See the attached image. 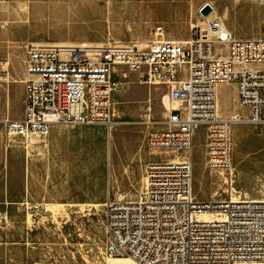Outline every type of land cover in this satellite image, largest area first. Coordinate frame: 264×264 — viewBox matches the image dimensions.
<instances>
[{"label": "built area", "instance_id": "1", "mask_svg": "<svg viewBox=\"0 0 264 264\" xmlns=\"http://www.w3.org/2000/svg\"><path fill=\"white\" fill-rule=\"evenodd\" d=\"M203 28L192 27L187 39L177 40L165 38L157 24L146 45H24L22 114L1 120L9 137H44L54 123L109 130L117 66L137 72L148 85L167 87L176 102L162 121H153L150 104L144 106L145 122L158 125L147 132L145 146L184 156L147 162L136 198L107 197L99 205L107 257L137 264L264 262V198L194 199L190 155L194 128L202 125L205 166L230 171L232 125L243 118L240 111L248 123L264 126V36L236 37L218 18L207 19ZM6 67L0 61V73ZM221 83L235 86L237 110L228 117L217 111ZM26 206L35 211L40 205ZM204 212L217 217L205 220ZM6 218L0 212V220Z\"/></svg>", "mask_w": 264, "mask_h": 264}, {"label": "rangeland", "instance_id": "2", "mask_svg": "<svg viewBox=\"0 0 264 264\" xmlns=\"http://www.w3.org/2000/svg\"><path fill=\"white\" fill-rule=\"evenodd\" d=\"M20 2L27 7L20 8ZM205 3L214 5L216 15L211 18L222 19L234 36H264V0H98V6L105 8L101 17L91 18V12L79 8V16L63 20L58 17L59 20L51 24L47 22L59 9L56 0H0V61L7 62L6 70L0 73V114L10 117L21 110L22 66L27 42L146 45L157 24L163 25L165 38L184 40L191 34L192 27L199 28L198 21L207 20L199 12ZM17 8V12L13 11ZM114 77L121 85L113 94L111 129L108 132L105 127H89L84 131L90 138L104 140L103 157L97 170L88 177L70 179L66 191L58 193L60 201L42 200L63 203L64 210L59 208L52 212L42 201L30 197L20 203H9L6 220H0V264H106L107 260L118 258L104 253L101 207L86 204L88 201L101 204L106 200L101 198L108 191L110 197L122 195L123 198L125 194L124 198L134 199L141 190L147 162H165L184 156L171 151H148L145 146V136L152 126L145 122L144 106L150 104L153 121H162L165 109L161 96L164 93L159 101L158 97L154 101L153 96L149 100L147 94L154 95L158 88L139 84L138 73L121 66L116 67ZM218 97L220 115L237 110L232 83L219 86ZM244 111L239 112L242 117H246ZM3 119L0 117L2 129ZM157 126H153L154 129ZM243 135H247V140L241 146L234 138ZM20 138L9 141V153L17 161H22ZM204 143V128L197 125L191 149L194 199L220 201L238 195L264 198V126L247 121L233 123L230 171H213L205 166ZM33 160L30 157V165ZM30 204L40 206L30 211L26 208ZM5 207L0 204V212H4L1 209Z\"/></svg>", "mask_w": 264, "mask_h": 264}, {"label": "crops", "instance_id": "3", "mask_svg": "<svg viewBox=\"0 0 264 264\" xmlns=\"http://www.w3.org/2000/svg\"><path fill=\"white\" fill-rule=\"evenodd\" d=\"M18 10L19 8L13 11L17 12ZM23 77L24 68L22 66V79ZM22 79L21 97L23 94ZM13 81L16 80L13 79ZM139 84L145 85L147 88L151 87V89L158 88V91L154 95H149L150 92L147 94L146 98L149 100L153 96L154 101L157 97L159 101L160 95L162 93L167 94L168 92V88L164 86ZM223 84H219L218 87ZM233 91L235 93L236 103L234 84ZM22 109L23 102L20 112L12 114L10 117L9 114H5V116L0 114V117L2 119L18 118L22 114ZM166 116L167 111L163 115V118L165 119ZM228 116L226 114L223 117ZM151 126V128H154L153 126L156 125ZM89 127L99 129L105 127L108 132L110 130L102 124L64 125L54 123L50 126L47 135L44 137H32V140L29 139L26 142L17 136H7L2 126H0V204L6 205L1 210L7 216V205L9 203L16 201L20 203L26 201L28 197L34 198L37 202L42 200L60 201L61 196L58 193L66 191L67 183L70 179L73 177H88L92 171L97 170L103 157L104 140L97 137L90 138L85 134L84 131ZM14 138H20L22 140V161L13 159L9 153V141ZM25 143H27V146H25ZM30 157L34 159L32 165H30ZM107 197H110L109 191L101 199L105 200ZM123 197H125V194H123ZM111 198L115 199V197ZM20 199L22 200L18 201Z\"/></svg>", "mask_w": 264, "mask_h": 264}, {"label": "bare ground", "instance_id": "4", "mask_svg": "<svg viewBox=\"0 0 264 264\" xmlns=\"http://www.w3.org/2000/svg\"><path fill=\"white\" fill-rule=\"evenodd\" d=\"M56 2H57L58 7H59V9H57L58 10L57 15H54L53 18L49 22H47V24L54 23L57 20H59V18H61L63 20L64 18H73L74 16H79L80 13L77 12V10L79 8L80 9L84 8V10H88L87 12H91V14L89 15L91 18L92 17H101L102 15H104V12H105V10H104L105 8L98 6V0H87L86 3H82L83 2L82 1V2H80V4H77V3L73 2L72 0H56ZM26 5L27 4H24L22 2L19 3L20 8H25V7H27ZM209 5L212 7V10L207 15H201L203 17V19H210L212 16L216 15V10L214 8V5H212L210 3H209ZM220 20L222 21V19H220ZM204 24H205V22H202L201 20L198 21V26L201 28V30L204 29L203 28ZM73 42L74 41H72V42L71 41L70 42L61 41V42H58V44L68 46V45H74ZM99 43L91 44V43L81 42V44L86 45V46H101L102 44H99ZM138 82L146 84L140 79H138ZM120 85L121 84L118 82V86L116 87L115 90L119 89ZM161 102L164 103V109H165L164 114L166 113V109L176 106V102L170 101L166 94H163L161 96ZM217 111L219 114L221 113V106H220L219 97H217ZM235 112H236V110L228 112V115H231ZM243 118H241L239 120V122L247 121V119L245 117H243ZM111 126H112V124H111ZM111 126H110V129H111ZM104 134H106V132ZM108 139H109V137H108ZM30 140H32V137L30 138ZM246 140H247V135H243V136L239 137L238 139L234 138V141H237V143L241 144V146H244ZM27 141H29V140H27ZM25 146H27V143H25ZM190 155H191V153H190ZM221 176H223V175H221ZM121 197H122V195L119 196V198H121ZM230 199L234 200V199H238V197L237 196H231ZM259 199H261V198H259ZM259 199L256 198L254 200H259ZM41 204L45 205V208H49V209L53 210L52 212H54V210H57L59 208L64 210V207H65L64 204L60 203V202L49 203V202L42 201ZM99 205H100V203L98 201H88V203L86 204V206H88V207H98ZM59 214H60V211H59ZM201 217L205 220H211L213 218H216L217 215L214 212H208V213L204 212V213H201ZM106 264H137V263H135L133 260H131L129 258H112V259L107 260ZM260 264H264V262H262Z\"/></svg>", "mask_w": 264, "mask_h": 264}, {"label": "water", "instance_id": "5", "mask_svg": "<svg viewBox=\"0 0 264 264\" xmlns=\"http://www.w3.org/2000/svg\"><path fill=\"white\" fill-rule=\"evenodd\" d=\"M211 10V7L209 6V4L205 3L202 5V7L200 8V12L203 14V15H206L210 12Z\"/></svg>", "mask_w": 264, "mask_h": 264}]
</instances>
